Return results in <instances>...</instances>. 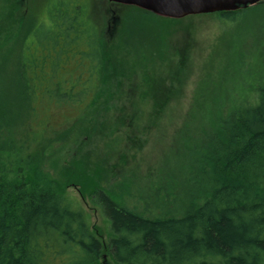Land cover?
I'll return each mask as SVG.
<instances>
[{"label":"trees","instance_id":"trees-1","mask_svg":"<svg viewBox=\"0 0 264 264\" xmlns=\"http://www.w3.org/2000/svg\"><path fill=\"white\" fill-rule=\"evenodd\" d=\"M241 9L215 13L235 18ZM101 27L90 0H46V17L24 37L0 95V264H264V78L254 98L239 93L242 102L224 114L218 102L203 105L211 123L195 143L172 150L141 210L75 171L74 182L92 188L109 218L106 242L50 176L38 167L20 173L49 110L85 113L98 97ZM41 117L36 132L32 121ZM21 124L36 148L28 138L17 146Z\"/></svg>","mask_w":264,"mask_h":264},{"label":"rangeland","instance_id":"rangeland-1","mask_svg":"<svg viewBox=\"0 0 264 264\" xmlns=\"http://www.w3.org/2000/svg\"><path fill=\"white\" fill-rule=\"evenodd\" d=\"M90 2L102 26L99 95L85 113L49 110L38 151H26L27 158L18 162L20 173L38 167L78 201L106 242L109 218L92 188L86 192L74 182L75 171L86 170L98 187L141 210L170 166L172 150L195 143L211 123L203 117V105L218 102L224 114L242 102L239 93L254 98L263 83L264 4L240 8L230 18L219 13L168 17L135 5ZM45 17L46 0H0V95L15 76L25 35ZM41 120L32 121L36 132ZM25 130V124L17 129V146L28 138L36 148L37 140L24 136Z\"/></svg>","mask_w":264,"mask_h":264},{"label":"water","instance_id":"water-1","mask_svg":"<svg viewBox=\"0 0 264 264\" xmlns=\"http://www.w3.org/2000/svg\"><path fill=\"white\" fill-rule=\"evenodd\" d=\"M135 5L155 14L168 17H185L193 14L235 11L262 0H108Z\"/></svg>","mask_w":264,"mask_h":264}]
</instances>
